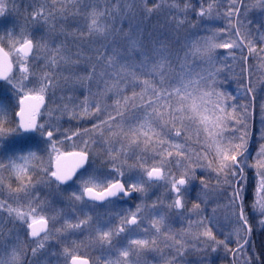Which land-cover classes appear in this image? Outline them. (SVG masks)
<instances>
[{
    "label": "snow or ice",
    "instance_id": "1",
    "mask_svg": "<svg viewBox=\"0 0 264 264\" xmlns=\"http://www.w3.org/2000/svg\"><path fill=\"white\" fill-rule=\"evenodd\" d=\"M20 3L0 0V82L9 93L0 102V264H95L71 239L77 232L105 251V264H142L144 253L162 247L171 249L165 264H184L190 248L232 252L228 238L214 234L217 209L206 213L209 181L198 169L215 174L211 190L226 199L236 251L246 253L250 217L264 229V127L249 164V106L218 90L214 53L231 49L246 63L255 57L264 72V23L255 25L254 42L249 16H264V0H31V11ZM23 12L39 27L21 25ZM190 13L225 25L182 37L185 24L197 27ZM61 78L72 87L57 103ZM77 85L87 89L83 99ZM250 85L244 94L254 100ZM65 116L93 123L63 128ZM260 116L264 125V104ZM249 168L260 169L251 204ZM197 180L205 199L188 209ZM156 188L167 195L150 200ZM129 200L139 202L123 207ZM173 212L187 221L179 231L168 223Z\"/></svg>",
    "mask_w": 264,
    "mask_h": 264
},
{
    "label": "rangeland",
    "instance_id": "2",
    "mask_svg": "<svg viewBox=\"0 0 264 264\" xmlns=\"http://www.w3.org/2000/svg\"><path fill=\"white\" fill-rule=\"evenodd\" d=\"M40 0H38V3ZM193 3L198 4L199 0H192ZM31 0H21L20 6L21 8H28ZM151 6V2L149 3ZM226 5L221 6V11ZM28 11H31V8H28ZM169 9L167 6L164 7L163 11L159 14V19L162 21L165 16L167 15ZM28 15V12H23L20 17H18V21L21 25H25L29 30H33L38 28L39 26L31 22L30 20H25L24 17ZM250 18L253 20V28L252 37L256 36L255 33V25L264 23V16H261L258 10H253L249 13ZM188 20L191 23H196L197 27L192 28L189 24L184 25V30L181 32V36H191L194 34L204 35L207 28L211 25L215 28L223 27L225 25V21L220 18H214L212 20H200V18L196 17L194 13H190L188 16ZM71 19L67 23L71 24ZM136 21H132L135 23ZM60 21H57V31L59 30ZM129 21L125 19L123 24L127 26ZM157 23V16H153L151 20V25H155ZM117 26H120V22L117 21ZM40 31L47 32V26L40 28ZM55 35V34H53ZM63 37L57 36L56 39H62ZM68 47L75 51L76 45L73 43L71 37L68 38ZM220 49H216L214 56L215 60L214 63L216 67L220 68V72L218 73V90L225 92L226 94H233V88L236 87V84L232 81L237 73L236 71L232 70L236 63H240L242 58H234L231 63L227 66L226 63L221 59V55L219 54ZM234 63V64H233ZM239 65V64H238ZM241 63L239 68L241 70ZM230 67V68H229ZM229 69V70H228ZM245 79V77H244ZM249 80L251 81V87L255 89V99L253 100L252 94L245 95V89L249 86ZM241 89L242 92L235 93L234 96L237 97L239 104L244 105L247 104L249 106V130L253 133V141L249 146V164L256 163V152L259 149V145L256 143V140L259 138L260 130L264 125L261 124V116H260V105L264 104V72H262L257 66L252 69V73L248 72L247 80L245 81L246 84H242L241 80ZM244 85V86H243ZM72 87L71 81L67 84L61 78V88L56 90V100L59 103V97L61 96L63 91L68 90ZM240 89V90H241ZM95 88H93V92ZM76 95H78L81 99H83V95L87 93L86 87L81 88L78 85L75 89ZM9 93L5 86L0 85V102H7V98ZM231 103H236V101H230ZM108 103H112L111 98L108 99ZM47 119V117H44ZM59 123L63 126V128H70L75 126H82V127H90L93 123V119L84 118L79 121L76 120H69L67 116H65ZM39 140V137H36ZM35 143V141H33ZM35 146L33 145L34 151H38ZM43 147V145H41ZM200 175L208 177L209 181V191H208V205L206 208V213L211 215L212 209L216 208V227L214 228V234H217L218 239L225 240L227 237L228 240V248L232 249V252H229L223 245H220L217 248L216 252H212L210 249L207 251L203 250H196L193 248L189 249L188 254L184 257V264H246L249 256L253 257L252 264H264L262 257L264 256V229L258 223V220L255 218L250 217V226L252 228V232L249 238L250 245L246 246L248 251L246 253L241 254L237 252V235L235 234L236 225L234 219L231 218V214L225 207L227 201L222 195H218L215 191L211 189L215 185V174L211 172H202L200 169L197 170ZM260 171L257 168H249L248 169V203L251 204L254 198V187L256 184V173ZM42 193L49 195V199L56 200V207H62L66 204L62 201H59L58 198L55 197L54 193L50 194V190L41 187ZM138 195V194H137ZM167 193L163 188H156L151 189L147 197L150 200H154L157 196H161L162 198L166 196ZM205 199L203 196L201 186L199 184V180L194 182V186L189 190L187 198H186V206L188 209H191L192 204L197 202L198 200ZM138 200H129L128 203L123 204V207L127 208L129 206L134 207ZM205 206L202 205V208ZM117 210H119V206H117ZM103 211V209H101ZM190 215V213L185 212V216ZM193 219H196L195 215H192ZM168 223L171 225L174 231H179L182 227L187 226V221L176 213H172L169 216ZM59 226V225H58ZM231 234V235H229ZM241 237H244L245 234L243 232L240 233ZM71 239L76 240L77 242H83L86 246V249H82V254L86 251L88 255L93 258L95 264H105V251L100 248L99 246H90L89 238L87 233L81 234L79 232L75 234H71ZM195 243V242H194ZM54 247L58 248V245L53 243ZM171 249L161 248L160 251H149L143 254L142 264H165V259L169 258L168 253ZM235 253V255H233ZM30 255V253H29Z\"/></svg>",
    "mask_w": 264,
    "mask_h": 264
},
{
    "label": "trees",
    "instance_id": "3",
    "mask_svg": "<svg viewBox=\"0 0 264 264\" xmlns=\"http://www.w3.org/2000/svg\"><path fill=\"white\" fill-rule=\"evenodd\" d=\"M252 39H253L254 42L258 41V37L257 36H255ZM260 46H264V42H260L258 44V47H260ZM232 51L233 50H231V49H222V48L219 51V54L221 55V59L224 61V63H226L227 66L229 65V63L232 62V60L234 58H238L239 57L241 59V57H240V55L238 53L236 54L235 57H233L232 55H229V53L232 52ZM240 63L242 64L241 65V70L238 69ZM240 63H236L235 66L232 69V70L237 72L235 74L236 77H234L233 80H232L236 84V87L233 88V90H235V91H233L234 95H235V93L242 92L240 80H241L242 84H246L245 81L247 80L248 72L252 73V69L257 65L258 59L253 57L252 59L247 61V63L242 59V61ZM244 77H245V79H244ZM262 260H263V263H264V256L262 257Z\"/></svg>",
    "mask_w": 264,
    "mask_h": 264
},
{
    "label": "flooded vegetation",
    "instance_id": "4",
    "mask_svg": "<svg viewBox=\"0 0 264 264\" xmlns=\"http://www.w3.org/2000/svg\"><path fill=\"white\" fill-rule=\"evenodd\" d=\"M0 85H3V83L0 82ZM1 99H2V98H1ZM1 99H0V100H1ZM33 145H35V143H33ZM34 148H35V147H34ZM34 150H35V149H34ZM250 235H251V234H250Z\"/></svg>",
    "mask_w": 264,
    "mask_h": 264
},
{
    "label": "water",
    "instance_id": "5",
    "mask_svg": "<svg viewBox=\"0 0 264 264\" xmlns=\"http://www.w3.org/2000/svg\"><path fill=\"white\" fill-rule=\"evenodd\" d=\"M1 83H3V82H1Z\"/></svg>",
    "mask_w": 264,
    "mask_h": 264
}]
</instances>
